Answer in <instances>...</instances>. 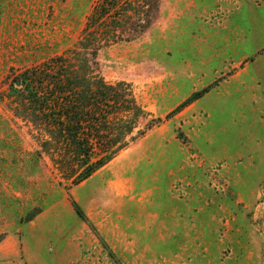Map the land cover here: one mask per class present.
<instances>
[{
	"label": "rangeland",
	"instance_id": "obj_1",
	"mask_svg": "<svg viewBox=\"0 0 264 264\" xmlns=\"http://www.w3.org/2000/svg\"><path fill=\"white\" fill-rule=\"evenodd\" d=\"M101 1L0 0V264H264V0H122L99 71L152 127L70 187L12 86Z\"/></svg>",
	"mask_w": 264,
	"mask_h": 264
},
{
	"label": "trees",
	"instance_id": "obj_2",
	"mask_svg": "<svg viewBox=\"0 0 264 264\" xmlns=\"http://www.w3.org/2000/svg\"><path fill=\"white\" fill-rule=\"evenodd\" d=\"M120 2L102 0L71 50L27 69L21 90L12 86L22 97L16 115L38 132L37 157L52 162L62 185L89 180L152 127L135 134L148 113L133 85L107 82L99 71V52L125 37L124 25L132 18L116 10ZM76 212L85 219L79 208Z\"/></svg>",
	"mask_w": 264,
	"mask_h": 264
}]
</instances>
